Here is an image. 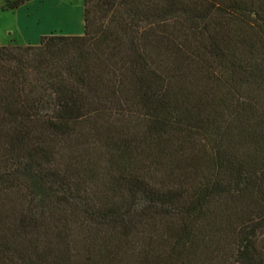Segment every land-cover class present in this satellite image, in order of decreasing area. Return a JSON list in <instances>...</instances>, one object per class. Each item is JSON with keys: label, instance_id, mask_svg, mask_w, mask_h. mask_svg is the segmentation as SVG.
<instances>
[{"label": "trees", "instance_id": "trees-1", "mask_svg": "<svg viewBox=\"0 0 264 264\" xmlns=\"http://www.w3.org/2000/svg\"><path fill=\"white\" fill-rule=\"evenodd\" d=\"M0 264H264V0L1 45Z\"/></svg>", "mask_w": 264, "mask_h": 264}, {"label": "rangeland", "instance_id": "rangeland-1", "mask_svg": "<svg viewBox=\"0 0 264 264\" xmlns=\"http://www.w3.org/2000/svg\"><path fill=\"white\" fill-rule=\"evenodd\" d=\"M8 0H0V6ZM42 1V0H39ZM66 4L79 3L83 7V0H61ZM31 17L28 22L31 23L35 19L33 26L29 25L25 28H19L17 21L20 13L14 10L0 9V46L1 45H30L36 33L43 31L42 35H48L52 32L55 34L66 35L61 28L60 23L64 25L67 31L79 32L83 28L82 15L79 7L73 5L69 8L59 5L57 0H43L40 3L33 2L30 7ZM40 18V20H36ZM83 33V32H82ZM39 35V34H38Z\"/></svg>", "mask_w": 264, "mask_h": 264}, {"label": "crops", "instance_id": "crops-1", "mask_svg": "<svg viewBox=\"0 0 264 264\" xmlns=\"http://www.w3.org/2000/svg\"><path fill=\"white\" fill-rule=\"evenodd\" d=\"M42 1H43V0H42ZM42 1H39V0H31V1L26 2L25 4H23L22 6H20V7L17 8L16 10H14L16 13H18V15H19L20 13H22V14H21V17L18 16L17 24H18L19 28H20V27H21V28H22V27L25 28L26 26H29V25L33 26V23H35V19H34L33 22H32V20H31V21H30L31 23L28 22V19H30V17H31V15H30V14H31L30 7H31V5L33 4V2L40 3V2H42ZM57 2H58L59 5H62V7H67V8H69V7L73 6V5L79 7L80 14L82 15V24H83V7H82V5H80L79 3L66 4V3L62 2L61 0H57ZM38 19L40 20V18H36V20H38ZM35 24H36V23H35ZM60 25L62 26L61 29H62L64 32H66V35H81L82 32H83V28H82V30H80L79 32H71V31H67V30L64 28V25H63L62 23H60ZM43 31H45V30H43ZM43 31H39V32L36 33V36H35L33 39H31L32 42H31L30 45H36V44H38L39 38H40L41 36H43V35H42V32H43ZM52 33H53V32H52ZM38 34H39V35H38Z\"/></svg>", "mask_w": 264, "mask_h": 264}]
</instances>
